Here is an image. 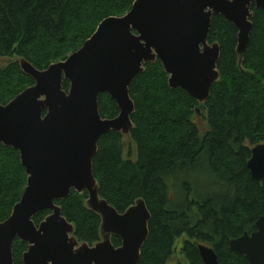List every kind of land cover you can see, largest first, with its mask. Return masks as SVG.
Returning <instances> with one entry per match:
<instances>
[{
    "label": "trees",
    "instance_id": "trees-1",
    "mask_svg": "<svg viewBox=\"0 0 264 264\" xmlns=\"http://www.w3.org/2000/svg\"><path fill=\"white\" fill-rule=\"evenodd\" d=\"M134 0H0V105L7 104L33 79L17 61L24 58L36 69L65 60L109 16H122ZM250 41L238 65L237 29L222 16L213 15L208 42H217L219 80L203 105L180 88L171 89L159 60L144 65L133 80L129 94L135 111L127 135L135 146L134 157L124 156V135L109 131L97 143L92 160L99 196L123 213L137 199L150 212L148 237L137 264H167L177 239L185 235L181 253L187 262L203 264L198 243L211 247L219 264H249L243 254L232 251L231 239L251 233L264 215V179L249 173L251 149L264 143V11L252 5ZM68 91L69 83L63 81ZM205 113L207 130L200 135L193 121ZM102 118L118 114L116 103L106 93L98 96ZM201 168L221 192L202 200L191 198L184 183L181 205L169 197V179L182 170ZM27 175L19 152L0 145V221L11 214L26 186ZM175 186V182H174ZM87 194L71 191L56 200L62 215L74 227L79 242L93 245L101 240L98 214L86 206ZM50 212L38 213V225ZM115 247L121 239L111 236ZM28 244L16 238L12 244L14 264H22Z\"/></svg>",
    "mask_w": 264,
    "mask_h": 264
},
{
    "label": "water",
    "instance_id": "water-1",
    "mask_svg": "<svg viewBox=\"0 0 264 264\" xmlns=\"http://www.w3.org/2000/svg\"><path fill=\"white\" fill-rule=\"evenodd\" d=\"M252 5L264 11V0H134L122 16L103 19L63 61L39 70L17 58L34 83L0 105V145L19 152L27 179L11 214L0 221V264H14L16 238L28 244L22 264L139 262L150 212L141 198L119 213L99 196L92 169L98 140L109 131L130 134L135 106L129 88L147 63L159 60L169 87L182 89L203 105L219 80L220 47L207 39L211 18L222 16L236 27L241 67L252 30ZM101 93L116 103L117 116L101 117ZM247 168L255 180L264 179V143L251 149ZM72 190L86 192V206L100 216L101 240L93 245L77 240L55 203ZM46 210L50 213L36 225L33 218ZM255 227L231 239L229 247L249 264H264V215ZM111 236L119 237L121 245L115 247ZM197 247L203 264H219L211 247Z\"/></svg>",
    "mask_w": 264,
    "mask_h": 264
},
{
    "label": "rangeland",
    "instance_id": "rangeland-1",
    "mask_svg": "<svg viewBox=\"0 0 264 264\" xmlns=\"http://www.w3.org/2000/svg\"><path fill=\"white\" fill-rule=\"evenodd\" d=\"M8 58H0V65H4L8 62ZM193 121L197 125L200 131V135L202 136L203 132L207 130V122L205 118L204 112H199L198 114H195L193 117ZM124 142V156L127 157L128 150H131L132 155L134 157L135 154V146L132 145L127 137L125 136L123 139ZM193 168V170H182V172H179L176 176L174 181L169 179L168 185H169V197L170 199H173L174 196V187H175V198L173 202H175L177 205H181L182 201H184V183H187L190 185L191 188V198H196L197 200H202L206 196H210L212 194H218L221 191L217 189L212 183H211V177L204 173V171L201 170L200 167ZM175 182V186H174ZM187 237L185 235L181 236L179 239H177L175 243V250L170 258V260L167 262V264H178V263H185L187 262L184 255L181 253V248L183 245L184 240Z\"/></svg>",
    "mask_w": 264,
    "mask_h": 264
}]
</instances>
